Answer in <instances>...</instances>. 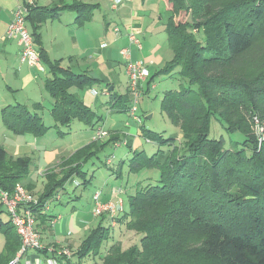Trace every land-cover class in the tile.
I'll use <instances>...</instances> for the list:
<instances>
[{
    "label": "trees",
    "instance_id": "obj_1",
    "mask_svg": "<svg viewBox=\"0 0 264 264\" xmlns=\"http://www.w3.org/2000/svg\"><path fill=\"white\" fill-rule=\"evenodd\" d=\"M163 2L169 12L166 32L173 57L157 75L178 70L188 86L166 89L161 111L182 138L179 142L177 137H166L165 131L142 127L143 136L160 146L150 155L135 150L127 159L128 167L136 174L158 170L159 178L136 183L128 209L115 217L117 224L142 235L140 244L124 248L117 241L102 255L113 232L110 215H103L82 241L78 263L92 256V264H264V143L258 150L248 121L250 113V120L258 114L264 123V0ZM92 8L77 1L43 9L45 14L32 25L36 44L40 24L47 17L70 9L82 23L90 18ZM38 51L51 72L44 86L53 99L55 127H69L75 121L95 126L101 115L71 88H90L99 79L65 68L61 59ZM128 99V95L117 97ZM2 119L14 134L44 136L50 130L43 117L24 104L3 107ZM214 119L244 139L228 147L223 137H210ZM59 134L65 133L59 130ZM108 138L91 141L64 158L59 170L46 174L38 203L31 206L35 214L69 181H90L85 167L117 137L109 134ZM32 163L31 157H13L0 147V187L13 192L30 173ZM4 225L7 241L0 264H7L21 242L11 220Z\"/></svg>",
    "mask_w": 264,
    "mask_h": 264
},
{
    "label": "crops",
    "instance_id": "obj_2",
    "mask_svg": "<svg viewBox=\"0 0 264 264\" xmlns=\"http://www.w3.org/2000/svg\"><path fill=\"white\" fill-rule=\"evenodd\" d=\"M77 1L93 5L89 12L90 18L79 23L76 21L77 13L75 11L60 9L54 17H47L45 21L41 22L39 44L37 46L44 50L51 59H62L61 65L63 67L76 73H87L98 78L99 83L93 87L83 89L73 87L71 90L78 93L83 101L92 108L99 101L100 94H105L108 97L105 109L110 116L106 118V121L101 122L100 120L94 127L90 126V129L81 128L82 131L80 132L77 130L72 131V127L69 126V131H63L64 135L58 134L59 138L54 139L55 143L53 144L49 142L47 135L49 131L44 136H35L31 133L14 134L7 129L3 122L0 123V147H4L7 153L14 157H31L33 161L31 171L20 182L29 190L40 194L47 183L46 174L51 169L58 170L64 158H68L76 150L95 140L97 126L117 137L115 141H121L123 135L120 133L122 131L120 122L113 121L119 117L111 116L115 112L128 113L131 103L129 80L121 49L131 48L133 59L142 60L149 68L151 76L144 86L146 94H149L151 89L156 88L158 85L156 77L159 76L157 72L173 57V51L169 45L166 32V18L169 15L166 13L168 11L164 7L163 0H120L119 2L117 0H36V4L33 6L36 10L32 11L30 19L27 21L28 28L32 31L33 23H38V20L43 16V9H53ZM22 2L23 0H0V121L2 119V108L14 104L26 105L31 111L40 114L43 120H45L46 111H49V115L52 114L53 99L44 86L45 81L51 77L48 66L41 62V67H33L26 62H22V47L19 38L9 37L7 34L14 11ZM106 9L112 10V14L108 16ZM64 14L71 16L67 22L64 19ZM116 27H119V33L114 31ZM130 33H135L141 39L143 44L141 50L131 45L129 41ZM103 42L107 43L106 47L101 46ZM65 58H69V62L66 63ZM110 87H112V90H110ZM119 95H128L129 99L126 102L124 100L118 101L117 97ZM47 104L50 106L49 109L46 107ZM150 115V118L154 116L152 113ZM101 117L103 119L102 115ZM77 124L83 123L79 122ZM137 124L138 127L129 129L131 133L127 134L128 138H124L126 140L123 144H127L130 148L128 155H132L135 150L142 148L144 142H153L142 134V127L145 125L142 123ZM60 130L62 131L61 128ZM78 134L85 137L78 144L72 146L71 150L54 149V145H60L66 138L71 139ZM175 137L180 139L181 132H178ZM114 162L113 159L111 164L113 168ZM102 165L108 166L106 161ZM112 167L107 168L112 169ZM85 168H87V165ZM94 176L95 172L91 176L90 182ZM87 179L89 178L87 177ZM75 180L78 179L75 178ZM74 183L75 188L70 193L71 196L69 195L70 200L67 201V203L72 202L70 213L67 216L62 213L58 215L48 214V211L52 209V206L49 205L51 200L55 198L59 202L64 200L62 196L64 191L60 193L59 190L58 197L51 199L41 212L36 213V226L42 233V240L46 245L68 244L75 249L77 254L82 241L98 225L102 217H95L91 213L88 215V212L82 211L76 205L81 199L80 196L75 195L76 182ZM97 192H100L101 201L103 202L122 197L125 203L124 209H128L124 198L126 192L113 173L109 175V181L106 180L104 187L97 188L94 195ZM2 212H6V219L3 218ZM58 217L59 220L52 225V221ZM9 222L10 214L0 201V234L3 235V239L0 241V254L4 250L7 241L6 225L4 224ZM109 223L106 220V224Z\"/></svg>",
    "mask_w": 264,
    "mask_h": 264
},
{
    "label": "rangeland",
    "instance_id": "obj_3",
    "mask_svg": "<svg viewBox=\"0 0 264 264\" xmlns=\"http://www.w3.org/2000/svg\"><path fill=\"white\" fill-rule=\"evenodd\" d=\"M106 12H107L108 16L112 14V10L106 9ZM166 13L169 14V12H166ZM64 15H65L64 19L67 22L69 20V17H71V16H69V14H64ZM182 18H185V16L183 15ZM108 20H109V18H108ZM65 61H66V63L69 62V58H65ZM156 80L158 82V85L156 86V88L151 89L149 94H146L144 92L142 95V98L140 99L139 114L141 115V118H142L141 123L143 125H145V127H148L149 129H152V130L157 131V132L161 133V132L165 131L166 137H170V136L175 137L178 134L179 130L176 126L171 124L169 118L161 111V98H162L163 92L166 89L180 88L182 85L188 86V83L186 81L181 80L178 70H176L172 73H169V74H161V75L156 77ZM145 84H146V82L143 84V91H145V87H144ZM100 95L101 96L99 97V101L93 107V109L95 111H97L99 113V115L103 116V119H100L101 122H103V120L106 121V118L109 117L110 115H109V112L105 109V105H106V102L108 100V97H106L105 94H100ZM130 105H131V103H130ZM46 107L48 109L50 108V106L48 104ZM151 113L154 116L152 118H148L147 116L150 115ZM45 114H46V117L44 120L45 124L47 126H49V128H50L47 135L49 137V142L51 144H53V143H55L53 140L59 138L58 134H59L60 128L62 129V131H66V132L69 131V128L67 126L54 127L55 120H54L52 114L49 115V111H46ZM250 115L251 114L249 113L248 114V121L250 123L251 130L253 132L254 130L252 127V122L250 120ZM111 116L112 117H114V116L119 117V118H115L113 121L114 122H120L119 124L122 128V131L120 132L123 135L121 138V141H115L117 143H120L121 146L119 145L120 147L116 148L114 146V142H112L106 148H104L103 151L100 152V154L97 158L89 161L87 163L86 171H87V177L89 179L91 178V176L95 172V176L92 178V181L86 182L85 185H84V180L82 178H77L78 179L77 181L75 180V178L73 179L74 181H69L66 184L65 189L60 190V193H62L64 191V193L62 194V196L64 197V200L62 202H59L55 198L54 200H51L49 202V205L52 206V209L50 211H48L49 215L50 214L58 215L59 213H62L65 216H67L70 213L72 202L67 203V201L70 200L69 195L71 196L70 193H72L73 189L75 188L74 182H76L75 195L80 196V199H81L78 202V204H76V205L82 211H86V212H88V215H90V213L92 214L91 210H92L93 205H94L93 195H94L95 191L97 190V188L101 189L102 186L104 187L106 180L108 179V181H109V175H111L112 173L114 176H116V180H118L119 183L123 185V190L126 192V194L124 195V198L126 200V207H129V196L135 192L136 187H137L136 183H138V184L142 183V182L145 183L150 178H152L153 179L152 182H154L156 179L159 178V171L158 170H147V171L145 170L139 174L130 172V169L128 167V162H127V159H128L127 157H129L131 155V154L128 155V151H130V148L127 146V144H123V142L128 138L127 134L131 133L129 131V129L134 128V127H138V124L133 119V117L131 116L129 109H128V113L127 112H122V113L115 112V114H112ZM2 122L3 121L1 119L0 123H2ZM77 123H79V121H75L70 125L72 127V131L77 130L78 132H80V131H82L81 128L90 129L89 125L77 124ZM141 123H139V124H141ZM98 127L99 126H97L96 129ZM109 134H111V133L109 132ZM82 136L83 135L78 134L77 136H75L71 139L66 138L62 142V144L54 145V149L71 150L72 146H75L76 144H78L80 141H82L84 139L85 136L84 137H82ZM108 137H104L101 140H107V139H109ZM125 137H126V139H124ZM210 137H216V138L223 137L225 139L226 145L228 147L233 146V144H232L233 142L240 141V140L244 139V137L241 133H230V132H228L221 125V123L219 121H217V119H214L212 122ZM181 138H182V135H181L180 139H178L179 142H180ZM258 145H259V143H258ZM159 146L160 145L156 142H152V143L144 142L142 148H140V149L145 150L150 155V154L154 153L159 148ZM261 146H259L258 150H260ZM108 158H113L115 160V162L113 164L114 168L111 165L113 161L110 164H108V166H107L110 168L112 167V169H109L106 166L102 165L103 162L106 161ZM59 169H60V167H59ZM17 184L22 185L30 195H32L35 199L39 200V196L41 195L40 193L29 190L21 182H18ZM14 190H13V192H14ZM7 192H9V191H7ZM13 192H9V193H13ZM58 194H59V192H58ZM119 199L123 200V203H124V199L122 197H118L116 200H113V201H118ZM65 209H67V210L64 212ZM2 214H3V218L6 219L7 218L6 212H2ZM105 215L109 216V214H105ZM35 217H36V214H35ZM100 217H102V216H100ZM102 219H103V217H102ZM57 220H59V217L57 219L55 218L51 224L54 225L56 223L55 221H57ZM111 220H112V218L110 219V221ZM111 224H112V221H111ZM36 228H37V226H36ZM37 230L39 231V229H37ZM112 231H113L112 237L107 242H105L103 245L102 255L106 253L107 249L109 248V246L112 243H115L119 240L122 241L121 243H122L124 248L132 246L134 244H140V239H141L142 235L138 234L134 231L127 230V228L124 225H119L116 222V225H112ZM2 237H3V235L0 234V241L3 239ZM41 240H42V233H41ZM41 244L43 247L42 248L43 253H47L50 248H54L57 250L63 249V248H70L74 252L73 257H75V258H73V260L75 261V262L73 261V264H92L94 262V257L88 256L87 258L82 259L80 263H78V257H77L75 249L70 247L68 244H65V245H58V244L57 245L56 244L46 245L43 242V240L41 241ZM0 245H1V242H0ZM21 247H22V242H20L18 244V250H17L16 254L7 262V264H10L13 260H16V259H19V262H18V264H19L21 258H23V259H22L20 264H23V260H24L25 256H23V254L20 253ZM28 254L30 255V257L35 258L37 255H41V252L34 250V249H31L28 252ZM101 256H97L95 260L100 261Z\"/></svg>",
    "mask_w": 264,
    "mask_h": 264
},
{
    "label": "built area",
    "instance_id": "obj_4",
    "mask_svg": "<svg viewBox=\"0 0 264 264\" xmlns=\"http://www.w3.org/2000/svg\"><path fill=\"white\" fill-rule=\"evenodd\" d=\"M119 1L120 0H117V2ZM35 4L36 0H23V2L16 7L13 18L8 26L7 34L9 37L19 38L22 47V62H26L33 67H41L40 65L42 61L40 53L27 23V17L31 8ZM114 31L119 33V27H116ZM129 41L131 45L135 46L137 49L141 50L143 48L141 39L135 33L129 34ZM101 46L106 47L107 43L103 42ZM131 50L132 49L129 47L122 48L121 55L126 64V72L129 80L128 87L131 97L129 112L137 123H141L142 118L139 114V104L144 93L143 84L147 82L151 73L142 60L133 59ZM251 122L259 146H261L264 143V123L261 121L258 114H253L251 116ZM108 136L109 132L107 130H104L103 128L96 129L95 139H102ZM114 145L119 146L120 143L115 142ZM112 161L113 158H108L106 164L108 165ZM55 197H58V195ZM0 201L2 204L5 203L4 205L10 214V220L22 242L20 253L25 256L23 264H73L74 252L70 248L58 250L50 248L47 253L42 252L41 233L36 228L35 212L31 208L32 205L38 203V199H35L30 195L22 185L17 184L13 193H9L0 187ZM123 209L124 203L121 199L118 201L110 200L103 202L101 201L100 192H97L96 195H94L92 214L95 217L109 214L112 218V225H116L115 217ZM31 249L41 252V255H37L35 258L30 257L28 252ZM22 259L23 258L20 259V263ZM18 262L19 259H16L11 263L18 264Z\"/></svg>",
    "mask_w": 264,
    "mask_h": 264
},
{
    "label": "water",
    "instance_id": "obj_5",
    "mask_svg": "<svg viewBox=\"0 0 264 264\" xmlns=\"http://www.w3.org/2000/svg\"><path fill=\"white\" fill-rule=\"evenodd\" d=\"M110 90H112V87H110ZM147 117H148V118H150V117H151V115H148Z\"/></svg>",
    "mask_w": 264,
    "mask_h": 264
}]
</instances>
